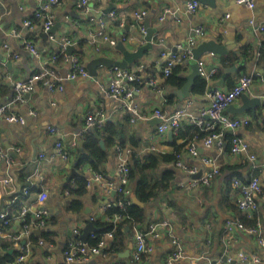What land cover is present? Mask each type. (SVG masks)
<instances>
[{"label": "crops", "instance_id": "1", "mask_svg": "<svg viewBox=\"0 0 264 264\" xmlns=\"http://www.w3.org/2000/svg\"><path fill=\"white\" fill-rule=\"evenodd\" d=\"M76 1L61 0L60 4L52 6L55 29L45 38L42 35L45 31L38 21L34 20L32 28L24 25V21L34 15L38 0H0V59L5 62L0 65V105L13 95L12 85L15 81L26 79L48 63L50 55L59 51V41L62 38L70 40L71 45L75 47L73 53L80 56L86 66L92 64L97 70L95 77L90 74L87 78L78 77L65 81L62 91L50 92L43 84L37 83L33 92L25 94L24 101L12 109L25 119V123L2 124L1 142L6 156H0V177L10 176L13 181L12 185L0 183V200L4 195L23 194L27 188L25 201L15 204L12 211L25 203L32 211L37 208L44 209L51 218L48 226L40 232H51L53 242L48 244L43 240V243H33L24 264H65L64 249L67 241L80 239L79 236L90 222V217L101 216V203L112 200L113 196L104 192L100 182H93L88 187L85 209L82 212L69 211V199L64 197L68 178L75 171V157L77 151H80L81 138L76 147L72 146V142L78 139L79 133L84 130L89 114L102 110L105 123L110 120L122 121L126 124L124 136L127 139L134 137L140 142L135 147L137 150H147L150 133L160 123L157 117H154L157 108L171 114L191 101L188 112L191 116H198L201 108L209 103L212 89L229 90L237 82L239 75L256 70L264 76V67L258 62V46L264 40V33L249 25L251 19L258 25L264 24V0H256L254 9L235 4L234 0H216L215 7L201 3L195 14L187 12L189 0H91L94 13L116 11V18L108 23L107 29V34L116 40L115 45L104 41L102 37L96 44L92 41L91 36L100 29L99 22L82 17ZM135 10H147L146 17L142 21L137 20L134 17ZM141 25L154 31L152 46L143 53L142 58L130 63L127 71L141 72L144 78L154 77L159 84L166 78L163 74L165 58L161 56V52L173 50L178 44L187 42L197 28H202L204 34L198 36L195 47L203 41L212 40L226 48L224 54L205 51L200 56V60L204 61L208 69L217 68V72L209 80L201 75L196 78L197 80L202 77L208 83L203 94L194 93L196 80L191 86V96L182 99L174 94V91L181 87H167L160 92L144 84L135 92L131 105L138 112L145 114L146 118L132 121V113L105 91L113 78L110 67L98 66L94 60L104 57L121 61L125 52H136L146 45L148 42L143 37ZM122 34L127 38L121 39ZM24 38L33 41L37 46L38 56L24 48ZM246 51L249 55H246ZM142 65L143 69L140 68ZM56 66L62 76H66L71 69L67 60L60 61ZM180 67L179 76L186 81V76L192 72V66L186 61ZM233 67H237V70L227 73V77L222 81L226 69ZM246 94L264 100V80L255 79L250 92ZM170 96L173 97V102H164V98L168 99ZM243 103L240 96L232 105L241 108ZM32 110L35 114L31 115ZM225 113L233 118H249L250 122L252 121L251 125H242L235 133L248 142L250 151L257 156L256 163L262 172L260 174L253 169L251 163L240 164L238 157L226 149L205 147L201 143L198 144L197 155L190 153L187 148H180L183 151L182 164L195 169L199 176L205 175L215 167L219 168L220 172L210 186L181 187L182 183H188L191 179L186 170L175 165H160V172L173 169L175 179L168 193H161L149 204L142 206L146 209L148 225L141 229L147 231L151 223L164 218L171 219L174 233L181 238L184 245L183 258L173 264H230L226 262L224 254L225 225L227 220L236 217L241 219L245 214L237 205L240 191L232 185L231 179L236 176L246 180L252 173H258L264 188V101L256 108L255 119L251 108L242 113L226 109ZM48 127L56 128V133L48 132ZM226 132L233 134L229 130ZM173 137L174 135L169 136L168 131L151 142L160 151L170 152L173 150ZM58 138L69 148V160L51 158ZM125 146L132 148L130 144ZM109 152V160L103 166L104 177L115 181V148L110 147ZM42 153H45L44 158L39 157ZM204 158H210L213 163H206ZM82 170L90 178L89 165L85 164ZM40 192L47 194L42 203L38 201ZM256 201L258 223L261 224L264 235V196H256ZM9 202L10 200L4 209ZM87 208H90L91 212L86 213ZM20 222L21 217H18L17 213L11 219L14 229H7L0 235V253L3 255L13 252L11 247L4 250L2 246L11 245L15 240L13 232L18 230ZM127 231L130 233L126 247L110 254L91 256L86 262L74 264H134V246L131 241L134 238V230ZM40 232L36 231L37 234ZM231 237L228 256L236 258L240 252H260L264 257V252L253 235L236 228ZM170 239L167 230L163 228H160L158 236H148V244L153 251L145 264H166V257L173 250ZM128 249L131 254L127 256L125 252Z\"/></svg>", "mask_w": 264, "mask_h": 264}, {"label": "built area", "instance_id": "2", "mask_svg": "<svg viewBox=\"0 0 264 264\" xmlns=\"http://www.w3.org/2000/svg\"><path fill=\"white\" fill-rule=\"evenodd\" d=\"M61 0H38V7L34 12L33 18L38 21L45 32H49L54 25V16L52 14V6L54 4H60ZM235 4L246 6L249 9H254L256 6V0H234ZM77 9L82 17L89 21L99 22L100 29L91 36L92 41L96 44L98 40L102 37L104 41H109L112 45L116 44V40L107 34L108 23L112 22L116 18V11L111 10L108 13L97 12L94 13V8L92 7L91 0H77L76 1ZM201 6L199 0H189L187 2V12L189 14H195ZM147 15V10H135L134 17L137 20L142 21ZM228 16V14H227ZM163 19V17H161ZM120 23V22H119ZM24 25L32 28L34 22L32 19H26ZM250 26H254L257 31L264 33V24L258 25L253 19L249 21ZM142 32L144 35L147 33L146 26L141 25ZM204 30L202 28H197L195 33L189 38L185 43H180L175 47V50H164L161 52V56L165 58L163 64V74L165 76L169 75L172 72V69L175 66L182 64L183 62L189 61L193 58L192 49L195 47L198 36H202ZM143 35V36H144ZM157 35V33L155 34ZM54 39L53 36H51ZM126 39V35L122 34L121 39ZM62 54L64 53V60L70 62L71 69L66 76H62L59 73L58 66L60 55L51 54L48 58V63L43 65L39 70L31 73L26 79L15 81L12 85L13 95L3 102L0 105V156L4 158L6 152L2 147L1 142V129L4 122L10 123H25V119L21 116H18L12 111L13 107L18 103L24 101L25 94H30L33 92L35 85L37 83L43 84L50 92L62 91L64 89V82L67 80H75L78 77L87 78L90 77L89 70L87 66L80 61V56L77 54L68 55L67 47L71 45V42L68 38H62L59 41ZM23 46L29 50L34 55L38 56L39 51L37 46L33 41L29 39L23 40ZM99 50V46L96 47ZM58 52V51H57ZM17 56V55H16ZM5 64L3 60L0 59V65ZM141 65V64H140ZM199 73L202 77L209 80L217 72L216 67H210L208 69L205 66L204 61H198ZM143 69V65L140 66ZM113 72V78L111 79L109 85L106 87V93L112 98L118 100L122 103L131 113L132 121L136 119H145L146 115L138 112L132 105V99L135 92L140 90V87L145 85L151 86L152 88L157 89L159 83L154 79V77L147 76L144 78L141 72H131L127 70H122L119 67H111L109 69ZM142 79V84L140 87L131 86L130 84L136 82L137 80ZM255 79L264 80V76L258 70L245 73L238 76L237 82L229 90H223L220 88H214L210 92V101L209 103L201 108L198 116H191L188 112V106H190L191 101H189L185 106L178 108L171 114L163 112L161 108H157L154 111V117H157L161 120L156 129H154L149 136V142L147 150H135L127 146L116 145L115 147V156H116V165H117V178L115 181L107 180L104 175L99 172L93 173L91 171V176L88 181V187L92 185L93 182H100L102 184V189L107 195H112V200L116 194L124 193L125 195L132 194V189L129 188V171H130V162L132 156L145 157L150 152L159 150L157 146L153 145L152 142L156 141L160 135L165 134L168 131H173L175 133L179 127L182 125L185 120L189 119L190 122L202 126L205 130H215L220 129V132H213L208 137L202 139L201 143L205 147L216 146L220 150H224V145L226 141L224 140L223 133L224 131L232 130L234 133L232 142H231V151L230 153L233 156L238 157L240 164L251 163L252 168L258 172L259 165L257 162V156L252 151H250V145L248 142L243 139L241 136L235 133L242 125H248L250 122L249 118H233L225 113V110L233 103V101L239 98L243 93H249L252 82ZM166 98H164V102ZM30 114H35L32 110ZM105 118L103 116L102 110H98L93 114H89L86 119V126L82 132L79 133L78 139H75L72 142V146L76 147L78 140L84 136V134L92 130L95 126L102 127L105 124ZM57 129L53 127H48V132L56 133ZM81 140V139H80ZM152 141V142H151ZM199 143H190L187 150L197 155L198 144ZM54 152L52 153L51 158H58L62 160H69L71 157L70 150L63 142L61 138L55 143ZM18 149V148H17ZM45 153L40 154V158H44ZM180 158L175 166L184 168L191 178L188 183L184 182L181 184V187H198V186H210L214 178L219 174V168L215 167L210 172L205 175H200L199 177L194 178L193 176L197 175L196 170L192 168H187L182 164V155H178ZM206 163H213L210 158L203 159ZM84 168V167H83ZM91 170V168H90ZM12 177L6 176L4 178L0 177V183H5L6 185H12ZM232 185L239 189L240 195L237 200V205L241 211L247 214L249 217H252L258 211V204L256 201V196H264V188L261 183V176L258 173H252L251 176L242 180L236 176L231 179ZM68 190H64V195H67ZM28 194L27 188L23 191V194L18 196L14 195L9 200L7 207L0 211V221L3 225L9 223V218L12 215L11 211L15 204L25 201V196ZM46 193L40 192L38 196V201L42 203L46 197ZM102 202L100 207L101 215L106 211L107 207L110 206V202ZM23 208L20 212L21 220L23 216L31 210L30 206L27 204L22 205ZM21 206V207H22ZM35 219L37 222L31 224H26L21 230L20 235L15 236V245L22 252L16 258L13 264H24L26 258L31 252L30 244L18 243L20 239L27 236L32 229L34 228H45L46 223L43 218V214L47 212L42 208H37L34 211ZM48 215V214H47ZM96 217V216H95ZM94 216L90 217V220L95 218ZM124 219V216L116 214L114 221H121ZM160 228L166 229L168 232L170 242L173 246V250L166 257V264H173L174 262L180 260L184 256V245L181 238L174 233L172 227V221L170 218H164L160 221L151 223L147 231H144L138 227L134 229V241H133V252H132V261L134 264H145L148 256L153 251V248L148 244V236H158ZM239 229L245 231L249 235H253L257 243L261 246V249L264 252V235L262 231L261 224L258 223L255 227H246L239 217L235 219H229L225 225V246L224 254L226 256V262L233 264H264V257L260 252L255 253H244L240 252L236 258L228 256V249L231 240V233L234 229ZM94 232V231H93ZM3 231L0 229V235H3ZM92 232L90 233V235ZM80 235V234H78ZM114 239V231L105 233L100 241L96 245H90L86 242H83L81 239L69 240L67 241L66 248L64 249V259L65 264H74L76 262H86L91 256L95 255H106L110 254L111 242ZM24 241V240H22ZM40 243H43V240H40ZM45 243V241H44Z\"/></svg>", "mask_w": 264, "mask_h": 264}, {"label": "trees", "instance_id": "3", "mask_svg": "<svg viewBox=\"0 0 264 264\" xmlns=\"http://www.w3.org/2000/svg\"><path fill=\"white\" fill-rule=\"evenodd\" d=\"M34 22L33 16L30 18ZM248 51V50H247ZM246 51V55H249ZM54 55H60L58 62L64 60V53L61 50L58 52H53ZM258 62L264 67V40L258 46ZM80 61L83 62L81 58ZM84 63V62H83ZM182 65V64H180ZM180 65L175 66L172 72L166 76L162 84L157 86V89L166 90L167 87H182L186 82L179 76ZM142 84V79L131 83V86L140 87ZM206 79L200 77L196 80L193 91L197 94H203L207 88ZM171 104L173 102V97L170 96L165 101ZM252 124V121L249 125ZM248 125V126H249ZM125 123L117 120H110L106 122L102 127L95 126L92 130L87 131L84 136L81 137L83 140L84 151H77L75 157V169L76 173L72 177V180L67 184L65 189L68 190L65 198H68V210L74 213H79L85 209V197L88 194V176L82 170L85 164H88L93 173L99 172L104 174L103 166L104 163L108 162L110 152V147H116V145L125 146L130 144L133 149L140 144L136 141L134 137L126 138L124 136ZM213 132H220V129L215 130H205L202 126L194 124L192 122H183L179 129L174 133V137L171 140V146L173 150L170 152L156 150L150 152L145 157L132 156L130 162L129 171V188L133 189L138 199L144 204H149L161 193H168L173 185L175 179V173L173 169L165 170L160 172L159 168L161 164L176 165L180 159L178 155H182L183 150L188 148L190 143H199L202 139L208 137ZM224 140L226 141L224 149L231 151V142L233 135L228 134L226 131L223 133ZM103 139L106 149L102 148L100 140ZM181 141V143H179ZM261 196V195H260ZM170 206L172 203L170 202ZM23 206L11 211L12 215L9 218V223L3 225L0 221V229L4 232L7 229H12L14 224H11V219L15 214L18 213V217ZM40 209V208H39ZM116 214L124 216L121 221H114ZM34 211H28L24 216L23 220L19 223L18 230L16 229L13 233L15 236L20 235L21 230L26 224H31L37 222L38 220L34 217ZM95 217V216H94ZM43 218L46 223V227L49 224L51 218L47 214H43ZM241 221L246 227H255L259 222V215L256 212L252 217L244 214ZM91 222L94 224L96 230L89 235L87 243L90 245H96L102 236L110 231H114V239L111 242L110 253L116 250H121L126 247L129 231L126 227L129 226L132 231L135 227L144 229L148 225L146 209L132 202L129 195L124 193L116 194L113 200L110 202V206L107 207L106 211L101 216H96ZM45 227V228H46ZM45 228H34L31 232L18 241L21 244L22 240H26V243L39 244L40 240H44L46 243L51 244L53 242L52 233L47 231H42L37 234V230H43ZM14 229V228H13ZM67 245V244H66ZM10 247L13 249L12 253L2 254L0 253V264H13L16 258L22 252L15 245V240L12 241L10 245H4L2 248L9 250ZM32 250V249H31Z\"/></svg>", "mask_w": 264, "mask_h": 264}, {"label": "water", "instance_id": "4", "mask_svg": "<svg viewBox=\"0 0 264 264\" xmlns=\"http://www.w3.org/2000/svg\"><path fill=\"white\" fill-rule=\"evenodd\" d=\"M202 4H207L209 6H212V7H215L216 6V0H199ZM111 10L105 12V13H108L110 12ZM55 27H53L49 32H45L44 34H42L45 38H48V33H52L54 31ZM153 34H154V31L151 30V29H147V33L146 35H144V39L147 40V44L142 46L141 48H139L136 52H125V57L123 60L121 61H118V60H114V59H108V58H104V57H100L98 59H95L94 61H96V63L98 64V66H107V67H119L120 69L122 70H127V67L130 63L140 59L143 57V53L152 46V37H153ZM120 42V41H119ZM182 43H185L182 42ZM74 45H69L67 47V54L68 55H72L73 54V50H74ZM225 46H222V45H219L217 42L215 41H212V40H209L207 42L203 41L199 46L197 47H194L192 49V53H193V58L189 60L191 66H192V72L190 74H188L186 76V82L185 84L180 88V89H177L174 91V94H176L179 98H184V97H190L191 96V86L194 84V81L196 80V78L198 76H200V73H199V67H198V61L200 60V56L202 55V53H204L205 51H211L212 53H221V54H224L225 53ZM175 50V48L173 49ZM93 61V62H94ZM92 62V63H93ZM10 65V63H9ZM87 68L90 72V74L92 76H97V70L96 68L92 65V64H87ZM237 70V67H233V68H230V69H226L224 75H223V78H222V81L225 80V78L227 77V73L229 72H235ZM263 71V70H261ZM221 81V82H222ZM241 98L243 100V105L241 108H237L235 107L234 105H230L227 110L230 111V112H244L246 109H249L251 108L252 110V114H253V117L255 119V115H256V108L258 106H260L264 100H262L260 97H250L248 96L246 93H243L241 95ZM158 119V118H157ZM158 122H161L160 119H158ZM231 133H234L232 130H229ZM174 135L173 131H169V136L172 137ZM148 145L150 144L149 141H147ZM100 144L102 146V148L106 149V146L104 144V141L103 140H100ZM79 147H80V151H84V148H83V140H80L79 141ZM177 171V170H176ZM76 173V169L75 171L72 172V174L69 176L68 178V181L70 182L72 180V177L75 175ZM194 178L196 177H199V174L198 175H195L193 176ZM19 187V186H18ZM112 195H114V192L112 193ZM14 195H4L2 196L1 200H0V211L4 209L5 205L7 204V201ZM131 200L133 203L139 205V206H144V203L142 201H140L138 199V197L136 196V194H131L130 196ZM86 213L88 212H91L90 208H87ZM130 227L127 226V230H129ZM96 228L94 226V224L92 222H89L82 235L79 236L80 239L83 241V242H86L88 240V237L90 235L91 232L95 231ZM37 231H41V230H37ZM131 241H134V238L131 240ZM22 243L24 244L25 243V240L22 241ZM131 245H132V242H131ZM127 253V256L130 255V249L126 250ZM233 262H231L230 264H233Z\"/></svg>", "mask_w": 264, "mask_h": 264}, {"label": "clouds", "instance_id": "5", "mask_svg": "<svg viewBox=\"0 0 264 264\" xmlns=\"http://www.w3.org/2000/svg\"><path fill=\"white\" fill-rule=\"evenodd\" d=\"M133 192V191H132ZM90 222H91V220H90Z\"/></svg>", "mask_w": 264, "mask_h": 264}]
</instances>
